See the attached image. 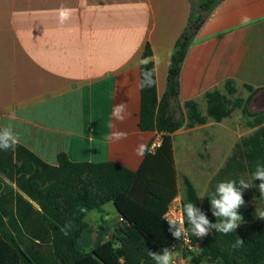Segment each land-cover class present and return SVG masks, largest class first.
Returning <instances> with one entry per match:
<instances>
[{"label": "crops", "instance_id": "0c3cea01", "mask_svg": "<svg viewBox=\"0 0 264 264\" xmlns=\"http://www.w3.org/2000/svg\"><path fill=\"white\" fill-rule=\"evenodd\" d=\"M191 5V0H0V128L11 125L18 145L50 166L63 152L72 162H116L137 171L143 160L137 146L166 140L175 197L193 202L216 223L209 197L217 184L244 179L252 185L242 140L264 127V0H220L180 69L181 127L170 134L143 132L138 116L144 46L160 58L154 65L160 98ZM120 104L122 121L113 117ZM10 112L14 121L7 118ZM114 131L127 138L110 140ZM0 180L39 211L1 171ZM257 192L259 187L244 189L239 210L264 213ZM84 222L79 251L109 240L120 216L108 202L102 212L89 211Z\"/></svg>", "mask_w": 264, "mask_h": 264}, {"label": "trees", "instance_id": "16d2710c", "mask_svg": "<svg viewBox=\"0 0 264 264\" xmlns=\"http://www.w3.org/2000/svg\"><path fill=\"white\" fill-rule=\"evenodd\" d=\"M219 2L200 0L196 8L191 5L186 27L174 43L162 96L157 97L156 83L140 89L141 131L170 134L181 127L180 69L192 39ZM150 57L147 43L142 59ZM153 67V62H142L140 80L142 71ZM242 147L252 185L258 188L260 181L252 174L257 166L264 167V127L244 138ZM0 171L39 207L36 210L0 180V264H156L149 251L158 252L176 240L164 219L177 194L166 140L144 155L137 171L116 162H72L63 152L57 155V165L50 166L18 144L14 150L0 149ZM255 195L264 205V193ZM108 202L120 216L118 227L109 240L79 251L76 244L86 227L85 215L94 209L102 212ZM239 212L243 221L235 232L210 230L200 241L196 263L208 259L216 264H264V213ZM238 238L243 243L236 246Z\"/></svg>", "mask_w": 264, "mask_h": 264}, {"label": "clouds", "instance_id": "9594fccd", "mask_svg": "<svg viewBox=\"0 0 264 264\" xmlns=\"http://www.w3.org/2000/svg\"><path fill=\"white\" fill-rule=\"evenodd\" d=\"M66 19V13H61V20ZM250 22L247 16L242 17V23L248 24ZM154 62L158 66L160 63L159 57H150L143 60V64L147 65ZM170 66V65H169ZM156 67L142 71V79L139 82L140 89L151 88L155 85L156 81L153 79ZM125 105L120 104L114 107L113 117L117 120H124ZM9 121L16 119L15 112H10L8 115ZM110 140L119 141L127 138V134L121 131H114L109 137ZM19 143V137L14 133L11 125L0 128V149L4 151L14 150L15 146ZM158 144H152L151 148L144 143H140L135 149L136 155L143 158L148 152H154L159 147ZM252 178L256 181L259 180L258 185L261 193H264V167L257 166L252 174ZM250 185L244 179H240L239 183L235 180L221 181L217 184L215 192L209 197L212 214L217 218L216 223L209 221L204 212L197 208L193 202H183L182 197H175L174 202L179 204V218L166 217L169 224V232L171 235L179 239L183 236L184 242L189 239V232L196 236L198 239L206 236L210 230H215L222 234H230L242 224L243 216L239 209L244 205L243 190L248 189ZM243 243V240L238 238L236 246ZM149 255L156 264H174V260L179 258V252L173 248L165 247L158 252L149 251ZM179 264H184L182 260Z\"/></svg>", "mask_w": 264, "mask_h": 264}, {"label": "built area", "instance_id": "2783aa9c", "mask_svg": "<svg viewBox=\"0 0 264 264\" xmlns=\"http://www.w3.org/2000/svg\"><path fill=\"white\" fill-rule=\"evenodd\" d=\"M154 143L160 145L159 141L152 142V144H154ZM152 144H150L149 148H151ZM169 216L174 217V218H179V216H180L179 204L174 202V200L170 203V205L168 207V210L164 214V219L166 217H169ZM204 237H201V238L198 239L196 236L192 235L189 232V239H188L187 242H184L183 236L181 238H179V239H176L169 246V248H173L174 250L179 252V258L174 260V264H179L180 260H182V261L184 260L182 258L184 253L192 252V251H195V250H200L199 244H200V241L204 239Z\"/></svg>", "mask_w": 264, "mask_h": 264}, {"label": "rangeland", "instance_id": "374dc122", "mask_svg": "<svg viewBox=\"0 0 264 264\" xmlns=\"http://www.w3.org/2000/svg\"><path fill=\"white\" fill-rule=\"evenodd\" d=\"M191 1L194 8H196L200 2V0H191ZM250 205L253 209L261 213L256 203L252 202ZM90 220L91 218H89V221ZM199 252H200L199 250H195L192 252L184 253L182 256V258L184 259L183 260L184 264H216L215 260H208V259H203L200 262L196 263L195 260L197 259Z\"/></svg>", "mask_w": 264, "mask_h": 264}]
</instances>
